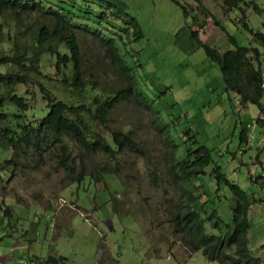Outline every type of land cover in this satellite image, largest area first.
<instances>
[{"label":"rangeland","instance_id":"374dc122","mask_svg":"<svg viewBox=\"0 0 264 264\" xmlns=\"http://www.w3.org/2000/svg\"><path fill=\"white\" fill-rule=\"evenodd\" d=\"M81 1L60 0V11L69 17L81 15ZM92 3V8L110 6L111 11L133 17L141 28L143 37L130 44L124 55L138 87L154 100V108L170 123L175 139L189 131L210 153L211 163L204 174L186 189L201 196L207 209L216 210L223 225H227L231 223V210L237 198L216 177L215 170L238 186L249 206V246L264 264V95L263 113L254 105H242L235 94L225 90L218 65L190 39L191 28L204 44L221 54L233 49L230 37L241 47L249 46L253 42L243 24L254 33H264V0H237L235 4L225 0H92ZM35 20H26L25 24L31 25ZM99 30L105 31L103 27ZM19 32L12 13L0 15V57L13 56V37ZM78 36L84 68L100 61L103 53L97 42L82 32ZM27 38L29 33L18 35L21 43ZM25 64L27 84L13 89L0 86V98L23 96L30 108L24 118L30 121L40 119L46 111L39 86L59 100L63 98L62 84L50 53L41 55L40 64L32 65L30 61ZM16 70L12 65L0 66V73ZM112 82V74H108L106 83ZM11 112L7 113V120L0 121V129L15 125L12 114L19 116V113L15 108ZM152 120L151 108L135 102L123 104L112 114L111 126L132 131L135 141L145 150L143 159L128 155L134 166L123 169V183L104 175L101 179L86 178L78 187L50 152L37 161L31 151L17 156L10 149H1L0 235H15L3 239L41 240L43 233L48 228L52 232L55 224L53 245L64 252L67 264H216L206 261L201 252H189L172 233L168 222V210L172 208L168 200L176 202L178 196L164 174L165 146ZM242 131L246 132V143H240ZM183 152L180 146L179 158ZM90 162L103 164L98 156L91 157ZM151 171L155 177L150 176ZM153 178L157 183L152 182ZM6 210L12 214L10 218L3 216ZM14 225L19 234L15 233ZM22 230H27V234Z\"/></svg>","mask_w":264,"mask_h":264},{"label":"trees","instance_id":"16d2710c","mask_svg":"<svg viewBox=\"0 0 264 264\" xmlns=\"http://www.w3.org/2000/svg\"><path fill=\"white\" fill-rule=\"evenodd\" d=\"M236 1L225 0L231 4ZM79 4L82 14L69 17L60 11V0H0V15L12 13L19 31L30 34V38L21 43L19 32L13 37V56L0 57V66L12 65L17 69L15 73H0V86L6 89L25 86L24 71L28 68L25 63L40 64L41 55L50 53L55 59L63 97L57 100L43 86H39L46 111L40 119L30 121L24 118L30 108L23 96L13 94L1 97L0 121L7 120V113L10 115L12 108L19 116L12 114V119H16L13 127L0 129V152L1 149H10L21 156L31 151L37 161L43 160L44 153L50 152L68 179L78 187L86 178L98 176L101 179L104 175L114 176L123 183V169L134 166L128 155L132 159H143L145 150L135 141L132 131L125 132L111 126L112 114L127 102L151 108V123L161 134L165 146L162 155L164 174L178 196L176 202L168 200L172 208L168 210L172 233L185 249L191 253L201 252L210 263L261 264L260 257L249 246V206L240 188L230 184L218 169L215 170L216 177L237 198L231 210V223L227 225H223L216 210L207 209V203L201 196H195L190 189H186L196 177L204 174V169L211 163L210 153L189 131H184L181 137L175 139L170 123L154 108V100L138 87L132 68L124 59L128 46L143 37L135 19L111 11L110 6L92 8V0H82ZM184 13L187 14L186 11ZM34 18L33 24H25L26 20ZM243 26L250 33L253 43L241 47L230 37L233 49L222 54L204 44L198 33L189 27L190 39L196 47L204 50L211 62L218 65L225 90L235 94L242 105H254L263 113L261 51L264 50V33H254L246 24ZM99 27H103L105 33ZM79 32L90 35L103 53L100 61L87 68L83 65ZM108 74H112L111 84L106 83ZM4 106L11 107V110ZM239 138L240 143H246V132L242 131ZM180 146L184 148L181 158L178 157ZM96 156L103 160L102 165H91L90 158ZM155 175V172H150V176ZM152 182L157 183L154 178ZM52 261L46 260V263Z\"/></svg>","mask_w":264,"mask_h":264},{"label":"crops","instance_id":"0c3cea01","mask_svg":"<svg viewBox=\"0 0 264 264\" xmlns=\"http://www.w3.org/2000/svg\"><path fill=\"white\" fill-rule=\"evenodd\" d=\"M11 217L6 210L3 216ZM55 221V219H54ZM55 224L43 233L42 239H34L26 237L24 240H4L3 237L15 236L0 235V264H47L46 260H53L48 264H67L68 259L64 256V252H60V247L53 245V237L55 231ZM15 233L19 234L17 226L14 225ZM27 234V230H22ZM41 236V233L39 234ZM53 240V241H52ZM61 255V256H60ZM99 256V254H98ZM97 259V257H96Z\"/></svg>","mask_w":264,"mask_h":264},{"label":"built area","instance_id":"2783aa9c","mask_svg":"<svg viewBox=\"0 0 264 264\" xmlns=\"http://www.w3.org/2000/svg\"><path fill=\"white\" fill-rule=\"evenodd\" d=\"M1 212V211H0Z\"/></svg>","mask_w":264,"mask_h":264}]
</instances>
